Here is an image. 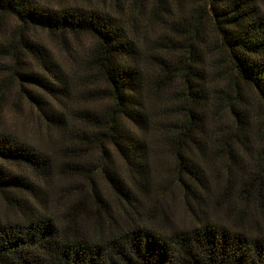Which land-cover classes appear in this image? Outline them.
<instances>
[{
  "label": "trees",
  "instance_id": "trees-1",
  "mask_svg": "<svg viewBox=\"0 0 264 264\" xmlns=\"http://www.w3.org/2000/svg\"><path fill=\"white\" fill-rule=\"evenodd\" d=\"M32 28L54 35L68 55L61 60ZM0 30V72L10 75L0 113L25 102L47 137L41 145L0 125V203L12 211L0 209V264H264V222L247 209L255 203L264 214L263 173L235 199L232 183L217 198L221 212L237 214L236 226L206 208L220 188L211 169L218 156L231 158L237 179L251 134L264 133L260 0H0ZM84 38V52L70 44ZM222 107L235 117L232 130L220 122ZM160 142L189 197L191 227L164 229L168 214L151 201Z\"/></svg>",
  "mask_w": 264,
  "mask_h": 264
},
{
  "label": "rangeland",
  "instance_id": "rangeland-1",
  "mask_svg": "<svg viewBox=\"0 0 264 264\" xmlns=\"http://www.w3.org/2000/svg\"><path fill=\"white\" fill-rule=\"evenodd\" d=\"M53 2H61V0H51ZM263 5V0H260ZM12 21V20H11ZM9 25V24H8ZM0 42H3L7 39V32L5 30H0ZM5 31V32H4ZM212 33V32H211ZM214 33V32H213ZM29 35L35 36L39 40L43 41L50 49L54 50V52L61 58V60L64 58V56L68 53H66V50L64 47L61 46L58 39L51 35L47 30L42 29H30ZM71 45H75L79 49H83V47L87 46L90 43V40L88 38H84L83 40H80V42H76L75 40L70 41ZM84 45V46H83ZM83 51V50H82ZM84 52V51H83ZM66 55V56H67ZM9 78V73H1L0 72V87L4 85V78ZM13 92L18 93L19 85L14 84L13 86ZM251 95V101L250 105L252 108V112L254 115H261L260 109L257 110L256 107L259 106L260 100L256 97L254 92L250 91ZM3 110L0 113V125H3L5 127L7 126H13L17 127V130L22 133V135H26L29 137V139L38 144H47V137L45 134H42L39 129L37 128V121L34 116V113L31 111L30 107L23 102L22 110L19 107H16L14 103H6L2 106ZM223 113L220 116V122L223 126H225L227 129L232 130L233 127V121L235 117L232 115L230 110L228 108L222 107ZM262 119H264V116H262ZM264 122V121H263ZM235 125V123H234ZM261 123L258 125L260 126ZM264 126V124H263ZM262 126L260 128L256 127L255 132L251 134V138H254L252 141V145L250 147L253 149V152H251L249 155L246 156L245 159V166L244 169L239 177L235 179L234 171H231L228 168L229 162H231V158H228L227 156H218L217 161L215 162V165L212 166V173L214 175V178L216 179V183L213 182V185L219 183L220 188L217 189L214 187L212 190V198L210 205H207V210L209 211L210 215H212L215 219H219L222 222H226V224L230 225L231 227L236 226L235 220L236 215L233 213L225 214L224 211L221 212V210L217 207L216 201L217 198H222V195L224 191L227 189V184L232 183L233 188L231 189L234 192L233 199L236 198V193H243L246 184L251 180L247 178H251L255 175H260V172L264 174V168L261 169L258 168L257 163L259 161V157L264 154V133L261 134ZM261 134V135H260ZM165 145H167L165 142H160L156 145V148H154L152 152V173H153V179L151 180L152 185V202H158L159 206H161V210L166 212L168 214V220L164 223L161 222L164 229L170 230L173 226L178 227H191L195 224V217L192 214V211L189 207V197H186L184 195V192L179 185L178 182V176L173 173V165H174V156L172 155V152H170ZM243 151L240 149L239 151H236L239 153L238 158L241 156H244L241 152ZM214 155L217 153L213 152ZM99 159V158H98ZM116 161L120 167V170L127 176L128 174V167L127 164H124L122 160L119 158H116ZM242 161V160H241ZM234 168V167H233ZM251 171H254L256 173L252 174ZM241 172V171H240ZM220 173V177L217 176V174ZM237 174V172H236ZM97 175H99L97 173ZM99 178H102L99 175ZM211 178V177H210ZM213 178V177H212ZM213 178V179H214ZM214 179V180H215ZM253 179V178H252ZM232 182H231V181ZM234 180V182H233ZM246 181V182H245ZM99 185H102L103 190L105 192V195H107L110 204L116 208V211H119L118 201L116 195H114L113 192H111V187L107 184L105 179H99ZM102 189V188H101ZM52 198V197H51ZM233 199H230L233 200ZM50 206V212H57L61 213L63 208L54 206L52 204V201L50 199V202L48 203ZM239 205L240 207L245 206V200L244 197H241L239 199ZM0 209L3 214H9L12 216V211L9 209V207L2 202L0 203ZM247 209L249 211V219L256 216V219H259L261 222H264V214L260 213L258 209L255 206V203H250L247 206ZM222 219V220H221Z\"/></svg>",
  "mask_w": 264,
  "mask_h": 264
}]
</instances>
